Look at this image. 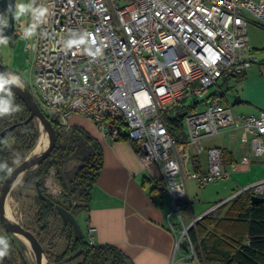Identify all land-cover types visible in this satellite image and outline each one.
<instances>
[{
	"label": "built area",
	"instance_id": "built-area-1",
	"mask_svg": "<svg viewBox=\"0 0 264 264\" xmlns=\"http://www.w3.org/2000/svg\"><path fill=\"white\" fill-rule=\"evenodd\" d=\"M34 6L48 9L36 35L24 37L33 23L30 12L28 21L16 16L14 31V38L34 41L27 45L34 54L28 90L64 132L72 128L73 116H81L104 137L134 143L143 165L159 170L153 188L171 200L167 227L176 246L185 241L188 258L201 263L190 235L201 218L185 220L187 181L203 188L230 180L238 170L236 163L226 170L224 152L205 149L203 139L242 130L253 155H264V111L236 113L224 103L219 85L241 78L259 62L249 17L264 31V0H35ZM73 32L91 34L102 55L93 59L84 54L85 46L67 49L65 41ZM191 98L196 105L183 112L186 140H179L167 121ZM203 152L207 169L191 168ZM241 163L250 165V158ZM243 193L264 197V180L235 196ZM94 231L89 228L92 244Z\"/></svg>",
	"mask_w": 264,
	"mask_h": 264
},
{
	"label": "trees",
	"instance_id": "trees-1",
	"mask_svg": "<svg viewBox=\"0 0 264 264\" xmlns=\"http://www.w3.org/2000/svg\"><path fill=\"white\" fill-rule=\"evenodd\" d=\"M0 95H7L19 106L11 115L0 117V165H6L0 167L1 189L10 173L35 148L40 128L37 119L29 120L30 109L13 92L0 88ZM195 105L189 108L192 110ZM183 112L167 121L176 139L185 134ZM51 122L57 132L56 147L47 160L29 171L16 186L19 199L26 197V192L36 193L30 209L33 224L24 227L44 245L54 220L57 217L63 220L61 235L67 248L58 257L53 256L52 250H46L49 264H70L80 257L82 260L77 264H134L115 246L90 243L85 231L82 229L79 235L59 212L58 207H62L77 219L89 210L93 189L104 167V153L100 142L84 128L72 126L69 132H64L56 120ZM71 163H76V167L68 172L66 168ZM53 170L62 190L59 197L51 195L46 186ZM190 235L202 264H264V202L253 204L252 195L239 194L201 218ZM0 237L10 244L9 254L0 259V264H29L22 241L7 233L1 221Z\"/></svg>",
	"mask_w": 264,
	"mask_h": 264
},
{
	"label": "crops",
	"instance_id": "crops-1",
	"mask_svg": "<svg viewBox=\"0 0 264 264\" xmlns=\"http://www.w3.org/2000/svg\"><path fill=\"white\" fill-rule=\"evenodd\" d=\"M230 82L228 80L224 85ZM235 83L237 98L232 107L236 113L257 114L264 111V64L258 67L253 65ZM224 99L225 104L229 103L225 94ZM71 125L87 130L100 142L104 153V167L93 189L89 210L80 215L83 223L81 229L87 237L90 235L89 228H94L92 236L95 244L117 247L134 264H201L188 258L190 250L187 245L176 246V237L167 227L171 200L166 195H159L153 188L152 178L159 175V170L143 165L135 144L124 139L104 137L93 121L81 116H73ZM220 135L225 136L222 145L206 142L208 139L205 138L203 146L207 150L219 148L225 153L226 170L232 164L238 165V170L225 188L231 191V188L237 187L240 191L264 180V155H253L248 135L242 130L231 129L217 136ZM179 140H186L185 134ZM244 157L250 158V165L241 163ZM207 162V152H203L191 168L205 171ZM187 182L198 186L194 181ZM188 186L191 187L192 183ZM187 193V223L213 213L215 204L235 195L225 190L214 196L200 193L201 200L194 203L198 193L188 187Z\"/></svg>",
	"mask_w": 264,
	"mask_h": 264
},
{
	"label": "rangeland",
	"instance_id": "rangeland-1",
	"mask_svg": "<svg viewBox=\"0 0 264 264\" xmlns=\"http://www.w3.org/2000/svg\"><path fill=\"white\" fill-rule=\"evenodd\" d=\"M28 0H17V4H27ZM21 20L28 21V13L20 15ZM252 20V24L249 26V37L251 45L254 48V53L256 54L257 58L259 59V62L254 64V67H258L261 64H264V31L260 28H258L255 24V21L249 17ZM0 40H3L0 38ZM34 41L29 40L27 41L24 38L17 37L13 38L11 41H6L4 43H0V61L7 68L9 73L15 74L20 77V80L22 82V86L27 88L26 84H29L30 82V74L34 62V54L27 51V45H33ZM237 78H231L230 84L224 85L227 81H220L219 85L222 86V91L225 94L226 100L229 102L227 103L230 106H235V101L237 98V85L234 84ZM238 81V80H237ZM214 89H210L209 93H212ZM196 102V98L188 99L183 103V105L180 107V111H186L189 110V107L192 106ZM186 106L185 108H183ZM208 140L206 142H214L216 145H222V141L224 142L225 136H212L207 138ZM249 146V145H248ZM263 159V158H260ZM76 167V163H71L67 166L66 170L68 172H72ZM55 171L53 170L51 173L50 178L47 181V188L51 195L55 197H59L61 195V188L59 183L57 182L55 178ZM231 180H223L219 181L217 183L211 184L205 188H200L193 184V182H187L188 189H193L194 192L198 193V196L196 199H194V203H199V200H201L200 193H204L205 195L214 196L217 192L221 190H225L226 192H230L233 194H237L239 192V189L237 187L231 188V191L229 188H225L226 185L229 184ZM192 183V186L189 187L188 184ZM229 193V194H230ZM17 194H19V191H17L16 187L13 189V191L10 193L8 199H7V205L10 208V215L11 220L15 223L21 224L22 226H30L33 224V218L30 213V209L32 208V199L36 196V193L34 191L26 192V197L19 199L17 197ZM234 195V196H235ZM216 202V201H215ZM220 203V202H219ZM217 205H214V211L217 210L215 208ZM186 220V219H185ZM77 221L80 225V227H83V223L81 222L80 215L77 217ZM63 228V220L60 217H57L53 222L52 231L49 234V236L46 239V243L43 245L45 251L46 250H52L53 256L58 257L61 255L67 248V242L66 239L61 235V231ZM18 238V237H17ZM18 240L21 242V240L18 238ZM21 247L23 248L24 253L26 254V257L28 259L29 264H34V255L32 251L23 243L21 242ZM49 260V259H48ZM81 257L70 262V264H77L81 261Z\"/></svg>",
	"mask_w": 264,
	"mask_h": 264
},
{
	"label": "water",
	"instance_id": "water-1",
	"mask_svg": "<svg viewBox=\"0 0 264 264\" xmlns=\"http://www.w3.org/2000/svg\"><path fill=\"white\" fill-rule=\"evenodd\" d=\"M16 1L17 0H0V38L6 41H11L14 38L15 31V18H16ZM8 15L7 24L4 25L5 15ZM0 73H9L7 68L3 66L0 61ZM17 97H19L30 109L31 117L29 120L35 118L39 123L40 137L42 130L46 131L49 138L48 147L40 154L35 153V148L39 143V140L35 148L30 152L28 157L19 164L12 173L6 178L0 189V221L2 222L7 233L12 234L16 237L23 236L26 238L31 245L34 254V264H44V256L49 264V260L46 256L45 249L37 236L30 230H27L21 224L13 222L7 215V199L13 189L22 181L24 176L32 170L37 169L45 160H47L57 144V132L53 123L44 112L41 110L37 101L35 100L33 94L28 90V88L12 86L10 89ZM185 113L181 115L184 117ZM264 202V197L252 196V203L257 204ZM59 212L62 216L71 222L76 230V232L81 235L82 229L77 221V219L67 210L62 207H58ZM186 246V242H183Z\"/></svg>",
	"mask_w": 264,
	"mask_h": 264
},
{
	"label": "clouds",
	"instance_id": "clouds-1",
	"mask_svg": "<svg viewBox=\"0 0 264 264\" xmlns=\"http://www.w3.org/2000/svg\"><path fill=\"white\" fill-rule=\"evenodd\" d=\"M35 0H32L29 4H17L15 15L19 17L22 14L29 13L32 16L33 23L24 29V37L26 39L32 38L36 35V29L40 24L46 22V16L48 15V9L40 6L35 7ZM6 42L0 40V43ZM96 41L92 39L91 34L87 32H73L71 38L65 41L64 46L67 49L77 48L85 46L83 48L84 54L92 57L93 59L102 55V49L96 47ZM22 82L20 77L12 73H0V88L10 90L12 86L19 87ZM19 110V106L13 103V100L7 95H0V117L11 115L13 112ZM0 167H6V165H0ZM178 191V190H177ZM10 244L3 237H0V259L9 254Z\"/></svg>",
	"mask_w": 264,
	"mask_h": 264
},
{
	"label": "bare ground",
	"instance_id": "bare-ground-1",
	"mask_svg": "<svg viewBox=\"0 0 264 264\" xmlns=\"http://www.w3.org/2000/svg\"><path fill=\"white\" fill-rule=\"evenodd\" d=\"M48 144H49V138H48V134L46 131L42 130V133H41V138L39 140V143L38 145L36 146L35 148V153L38 155L40 153H42L47 147H48ZM7 215L9 218H11V215H10V208L9 206L7 205ZM19 239L32 251V248H31V245H30V242L24 238L23 236H20ZM33 253V251H32ZM34 255V254H33ZM34 257V256H33ZM44 264H47V260L44 256Z\"/></svg>",
	"mask_w": 264,
	"mask_h": 264
},
{
	"label": "flooded vegetation",
	"instance_id": "flooded-vegetation-1",
	"mask_svg": "<svg viewBox=\"0 0 264 264\" xmlns=\"http://www.w3.org/2000/svg\"><path fill=\"white\" fill-rule=\"evenodd\" d=\"M7 19H8V15L6 14V15H5V20H4V23H3L4 25L7 24Z\"/></svg>",
	"mask_w": 264,
	"mask_h": 264
}]
</instances>
